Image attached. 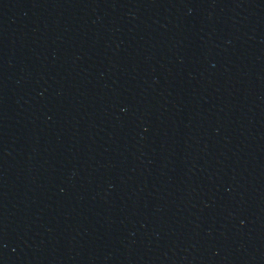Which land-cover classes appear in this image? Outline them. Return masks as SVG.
I'll use <instances>...</instances> for the list:
<instances>
[{"label": "water", "instance_id": "water-1", "mask_svg": "<svg viewBox=\"0 0 264 264\" xmlns=\"http://www.w3.org/2000/svg\"><path fill=\"white\" fill-rule=\"evenodd\" d=\"M0 264H264V0H0Z\"/></svg>", "mask_w": 264, "mask_h": 264}]
</instances>
